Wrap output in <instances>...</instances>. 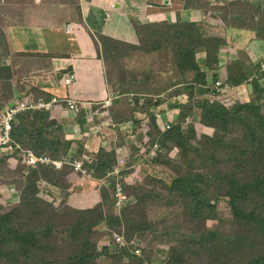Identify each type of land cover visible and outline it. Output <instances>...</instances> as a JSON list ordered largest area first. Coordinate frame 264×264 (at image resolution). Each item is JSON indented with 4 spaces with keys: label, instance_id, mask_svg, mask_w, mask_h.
Wrapping results in <instances>:
<instances>
[{
    "label": "trees",
    "instance_id": "1",
    "mask_svg": "<svg viewBox=\"0 0 264 264\" xmlns=\"http://www.w3.org/2000/svg\"><path fill=\"white\" fill-rule=\"evenodd\" d=\"M81 1L45 0L48 8L67 4L78 22L82 20ZM184 1L186 11H203L205 21L183 22L178 19L174 23L141 24L132 19L139 39L136 45L97 35L102 51L100 56L105 60L118 62L132 51L156 53L165 45L174 53L179 73L193 75L192 79L174 87L175 94L169 95L168 99L185 96L188 100L171 106L170 112L176 111L177 116L169 115L171 125L168 130H160L156 115L149 114V109L159 106L164 99L154 104L151 98H147L143 105L139 104L140 98H135L134 103L125 99L130 111L128 117L134 120L133 133H137L138 144L143 143V137L137 129L145 119L139 118L137 112L141 110L149 114L144 126L151 140L145 145L150 148L152 143L158 142L161 148L153 158L141 154L124 134L115 130H110L117 134L115 142L111 138V150L104 145L89 149L83 133L79 134L81 138H69L68 123L53 115V110H29L16 116L10 132L12 152L0 157V171L3 169L0 178L16 187L20 199L18 203L12 200L5 202L14 204L8 210L0 209V262L101 264L100 259L107 258L109 264H123L127 258L129 261L125 264H264V247L259 249L264 243V60H255L252 66L240 59L229 60L224 66L227 71L224 75L221 59L229 52L230 42L226 36L214 34L210 29L251 30L241 23L244 15L234 18L228 14V9L217 8L223 7L218 3H209L201 8L199 0ZM238 1L245 3L250 14L255 10L260 13L263 8L262 0ZM16 20L8 24L5 19L0 24V120L4 112L2 108L14 99L18 87L13 82L15 69L10 65L12 55L4 29L33 26V18L28 19L22 12ZM203 55L205 61L202 63L199 57ZM18 56L28 58L26 60L35 57L33 54ZM43 57L64 56L44 54ZM210 73L214 74L213 83L218 79L229 83L231 89L224 96L211 92V86H208ZM238 89H250L251 100H236ZM38 93L35 95L37 101L50 102L53 98L44 92ZM25 96L15 99L10 105ZM227 97L234 100L230 106L223 103ZM76 117L82 127L85 123L83 112ZM189 117L190 122L185 125ZM119 120L123 119H116ZM207 127L213 128V132H207ZM237 131L241 135L235 137ZM94 137L100 142L104 135ZM17 146L56 160L73 153L75 158L84 162L88 171H92V179L86 180L69 164L61 170L44 165L29 167L24 162V153ZM116 147L130 149V158L124 162L120 182L125 193L135 198L134 203L124 208L121 214L114 209L117 178L111 176L106 184L99 181L123 162L116 155ZM175 151L180 155L178 164L172 158ZM199 159L218 164L231 163L233 168L225 173L206 172L201 170ZM246 167L250 169L242 176ZM136 168H140L139 173L147 182L157 183V186L145 192H131L132 188H139L142 179L141 176L140 179L134 177ZM167 168L172 171H167ZM41 179L46 181V193L39 191ZM10 190L5 191L3 197H8ZM87 190L91 191L89 208L77 210L67 205L70 196ZM150 203L156 206L157 212L150 213ZM61 209H65V214ZM226 211L230 213L231 221L254 231L260 245L205 225L209 220L223 223ZM42 217H48V221L33 225V220ZM66 217L71 223L63 225L56 222V219ZM102 227L105 231L101 230ZM122 230L128 240H142L143 234L144 237L151 234L152 239L148 243L169 248H152L153 251L147 253L144 247L141 256L131 255L127 247L113 254L109 245L98 250L95 234L104 232L109 244H113L114 233ZM57 235L68 238L74 248L73 253L64 258L49 255L52 252L50 242Z\"/></svg>",
    "mask_w": 264,
    "mask_h": 264
},
{
    "label": "crops",
    "instance_id": "2",
    "mask_svg": "<svg viewBox=\"0 0 264 264\" xmlns=\"http://www.w3.org/2000/svg\"><path fill=\"white\" fill-rule=\"evenodd\" d=\"M185 6L184 0H82V20L80 22L74 18L67 23L55 25L57 23L46 24L39 20L36 26L5 28L12 55L9 58L10 65L15 69L13 82L14 85H18L14 99L10 104L25 95V98L35 99L38 92V94L44 92L54 98H59L62 104L56 105L52 114L68 123L69 138H81L82 135L79 134L83 133L87 137L85 144L87 148L94 149L97 146L104 145L106 147L108 145V149H110L111 138H114V142L116 140L115 132L105 131L102 134L104 137L99 142L97 137L85 133L86 126L80 127L76 121V115L69 112L64 104V100L67 98L78 102L99 103L106 98L109 89L117 87L122 89L125 94L140 93L129 91L128 87L112 83V79L108 77L106 60L100 56L102 51L97 35L136 45L139 39L132 25V19L141 24L174 23L178 19L183 22L205 21L203 11H186ZM69 11L71 12V10ZM107 13L111 14L110 19L107 18ZM68 26L69 32L67 31ZM211 30L220 36H226L230 42V49L233 48V44L243 45L244 38L248 36L259 40L257 32L252 30L230 27H211ZM239 38L242 43L239 42ZM18 54H33L35 57L22 62L17 60L23 58ZM44 54L64 57L49 59L43 57ZM226 54L221 59L222 64H227L229 60L240 59L241 55L239 53ZM5 61L7 62L6 59ZM222 72L224 75L227 74L226 67H223ZM67 74L75 76V82L69 86L63 83V78ZM181 84L183 82L168 88V90ZM124 102H117L112 108L115 121L123 119L119 122H124L129 119V106ZM10 104L4 105L3 111L8 109ZM206 131L212 133L213 128L207 127ZM10 188L14 189L11 186ZM11 190L6 203L9 200H17L18 195L12 197ZM90 198L91 191L87 190L82 194L70 196L67 205L77 210L87 209L90 205Z\"/></svg>",
    "mask_w": 264,
    "mask_h": 264
},
{
    "label": "rangeland",
    "instance_id": "3",
    "mask_svg": "<svg viewBox=\"0 0 264 264\" xmlns=\"http://www.w3.org/2000/svg\"><path fill=\"white\" fill-rule=\"evenodd\" d=\"M200 6L202 8L203 5H207L209 3L216 4L223 7H217L220 9H228L229 15L236 18L240 15L242 16V24L248 25L250 29L254 31V29L257 31L258 35V41L255 40L253 36H248L244 38V44L239 46L238 44H233V48L229 50V54L231 53H239L240 60H243L245 64H248L250 66L255 64V60L262 61L264 60V0L263 2V8L260 11V13L255 10L253 14H250V10L245 7V3L242 1H233V0H199ZM200 8V9H201ZM67 4L61 5V6H55L53 5L51 8H48L46 6L45 0H0V24L2 22L7 21L8 24L17 22L16 17L22 12L25 14V17L28 16L29 18H33L32 24L33 26L38 25V21H42L47 23H57L58 24H64L69 22L71 19L75 18V13L71 10ZM29 14V15H28ZM70 16H73V18H70ZM111 16L109 17V19ZM257 19V20H256ZM254 29H253V28ZM210 32L216 34L213 30L210 29ZM260 33H262L260 35ZM241 38H239V42ZM242 43V42H241ZM226 54V53H225ZM224 54V56H225ZM227 55V54H226ZM256 57V58H253ZM28 58H21L17 59L20 61H24ZM31 59V58H29ZM175 56L174 53L170 48L163 46L161 50H159L156 53H148L146 51H132L128 52L126 56L120 59L118 62H114L113 60H107V70H108V77L112 79V83H117V85H122L123 87H128L127 89L129 91L133 92H140L138 94H144V95H150V96H160L161 98L166 99L169 98V95L172 96L175 94L176 90H173L174 88H171L168 90V88L177 85L182 82H187V80L192 79L193 75L185 76L182 72L179 73L178 67L175 66ZM200 62L205 61V57L200 56L199 57ZM223 67L225 66L224 64ZM264 67V66H263ZM250 68V67H248ZM260 76V74L258 75ZM209 84H211L214 81V74H209ZM264 82V79H262V83ZM129 84V85H127ZM116 85V86H117ZM118 88V87H117ZM183 88V87H181ZM120 89V88H119ZM179 89V88H178ZM122 90V89H120ZM173 90V91H172ZM123 91V90H122ZM250 95V89L244 90V89H238L236 91V100L240 101H249L251 100ZM36 99V98H35ZM154 100V99H152ZM43 100H35V102H41ZM126 104V102H124ZM170 114V112H169ZM168 116V113H167ZM177 112H172V117H176ZM191 119V117H189ZM189 122H186L185 125H188ZM212 129V128H211ZM240 130V129H239ZM241 135L240 131H237V133L234 135L235 137H238ZM142 141L144 139V136H142ZM151 140V138H150ZM150 142V141H149ZM148 142V143H149ZM147 144V143H146ZM147 148V146L145 145ZM161 151V150H160ZM208 152V151H207ZM179 152L175 151L172 153V158L175 160V164L180 163L179 160ZM199 163H201V170L210 172V173H225L227 171L232 170L233 164L231 163H216L211 161H203L201 159L198 160ZM250 169V167H246V171L242 172V176H245L247 171ZM136 170V171H135ZM134 170V177L137 179H140V176L142 179L139 182V188H132L131 192H145L148 190H152L155 186H157V183L147 182L145 179V176L139 173L140 168H136ZM3 169L0 171L2 173ZM167 171H172L171 168H167ZM131 176V175H130ZM133 178V177H132ZM11 183H8L4 180V178H0V190L2 191V196L0 197V209L1 210H8L12 205L14 204H5V201L8 197H3L5 194V191L10 189ZM15 187V186H14ZM9 188V189H8ZM16 188V187H15ZM12 189V188H11ZM19 196L17 197V200L14 201L15 203L19 202ZM4 203L5 205H1ZM150 213L157 212L158 209L154 204H148ZM131 207V206H130ZM0 210V213L2 211ZM62 214H65V209H61ZM66 212V211H65ZM225 220L223 223L221 222H215V221H208L205 223V225L210 229H219L225 234L228 235H238L240 237H243L244 239H247L249 242L255 244H259L260 239L256 235L254 231L248 230L241 224L238 225L235 222L231 221V216L228 211H226V214L224 216ZM71 219V216H70ZM48 217H42L39 220H33V225H41L43 222H47ZM56 222H60L63 225H67L68 223H71V220L69 221V218L66 217L65 219L58 218L56 219ZM102 231H105V228H101ZM101 231L100 233L95 234V242L96 247L98 250L102 248L104 245H109V247H112V244H109L108 239L105 236V233ZM141 240L145 245V252L150 253L153 251L152 248L155 249H161V250H168L169 246H163L160 245L157 247L156 244L153 242L148 243L152 239L151 234H146L144 237V234L141 236ZM260 245V244H259ZM264 247V243L260 245V248ZM50 250H52L51 253H49L50 256L56 257V258H64L68 256L69 254L73 253L74 248L71 245L70 241L66 236L63 235H57L55 236L49 246ZM258 249V250H259ZM113 254V253H111ZM129 259L125 258L124 262L128 263ZM122 262L123 264H125ZM101 264H109L110 260L107 258H101L100 259ZM0 264H5L3 262H0Z\"/></svg>",
    "mask_w": 264,
    "mask_h": 264
},
{
    "label": "built area",
    "instance_id": "4",
    "mask_svg": "<svg viewBox=\"0 0 264 264\" xmlns=\"http://www.w3.org/2000/svg\"><path fill=\"white\" fill-rule=\"evenodd\" d=\"M109 16V15H108ZM67 31L69 32V26L67 27ZM75 82V76L74 75H66L63 78V83L65 85H72ZM231 89L229 83L224 81L223 79H219L215 83L211 85V92L215 95H222L224 96L227 91ZM124 97V95L119 90H110L107 94L106 99L99 103L98 106L95 109H92V104L87 102H78L75 100H67L66 105L67 108L74 112L79 113L81 110H86V125L87 130L91 134H99L102 132L105 128L114 126L112 118L110 117L109 108L113 105L115 100H118L120 98ZM128 100L131 103H134V99L137 97L135 95H126ZM154 99L153 102L156 104L157 99L159 97L152 98ZM146 98L144 96L140 97L139 104L143 105ZM188 98L185 96H181L178 98L168 99L164 101L163 103L159 104V106H154L152 108V111L155 112L157 115V122L159 124V127L162 131L168 130L170 128L171 123L169 122V114L167 116L169 107L172 105H179L181 103L187 102ZM59 102L58 99L53 98L50 102H35L31 98H26L24 100H21L17 102L12 107H9L6 109L1 117L0 120V157H4L8 155L10 152H12L11 149V139H10V132L12 128V124L16 118V116L21 112H26L29 110H51L53 107ZM224 104L230 106L234 103L233 100L226 98L223 102ZM137 116L141 119H145L144 124L149 120L147 118L148 114L145 111H138ZM187 122H190V119H187ZM143 123L140 124L139 128L137 129L138 132H141L144 134V139L142 144H138L137 138L135 133H133L134 130V123L132 121L128 122L125 125L120 126V131L126 134V138L129 142L140 148L141 154H145L146 157L153 158L159 151H160V145L158 142H155L153 146L148 149L145 147V144L150 141V137L147 134V128L144 126ZM17 149H21L20 146L16 147ZM22 150V149H21ZM24 162L29 167H38V166H51L55 169H62L66 164H69L73 167V169L80 173L84 178L87 180L92 179V171H88L87 168L84 166V162L82 160H79L75 158L74 156H67L63 159L56 160L53 159L47 155H35L31 151H24ZM116 155H118L123 162L119 164L118 166H114L107 175L103 178H101L99 181L102 184H106L108 181V178L116 177L117 178V185H116V191L114 193L115 195V209L121 210L124 207L128 206L133 202V197L127 195L124 192V188L120 182L121 173L124 170V162L129 160V154L130 149L126 148H115ZM47 184L46 182L41 179L39 182V190L41 193H46ZM14 194V190H12ZM113 241L112 244V253L115 251L127 247L130 250V253L140 256L143 249V243L137 239H133L131 241L126 240L125 236L120 233H114L113 235Z\"/></svg>",
    "mask_w": 264,
    "mask_h": 264
},
{
    "label": "clouds",
    "instance_id": "5",
    "mask_svg": "<svg viewBox=\"0 0 264 264\" xmlns=\"http://www.w3.org/2000/svg\"><path fill=\"white\" fill-rule=\"evenodd\" d=\"M109 15V16H108ZM107 18H109L110 16H111V14L110 13H107ZM226 63V62H225ZM221 64H222V62H221ZM224 65H226V64H224ZM67 75H71V74H67ZM73 75V74H72ZM219 80V79H218ZM217 80V81H218ZM224 80V79H223ZM225 81V80H224ZM213 84V82L211 83V84H209L208 86H211ZM66 86H69V85H66ZM110 90H112V91H114V90H119L118 88H115V89H109V91ZM108 91V92H109ZM123 95H124V97H122V98H120V99H118V100H115L114 101V103H113V105L109 108V112H110V117L112 118V121H113V125L114 126H110V127H107V128H105L102 132H100L99 134H91V133H89L88 132V130H87V125H86V114H87V111L86 110H81L79 113H74V112H72V111H70L68 108H67V105H66V109L69 111V112H71V113H73L74 115H78V114H80L81 112H83V114H84V116H85V123H84V125L86 126V132L85 133H89L91 136H98V135H100V134H104V132L105 131H110V130H115L117 133H121V134H124L125 135V138H126V134L125 133H123V132H121L120 131V126H122V125H125V124H127L128 122H130V121H132L133 123H134V120L132 119V118H129L127 121H124V122H117V121H115L114 120V118H113V115H112V108L114 107V105H115V103H117V102H120V101H125V99L127 98L126 97V95H132V94H125V93H123L122 92V90H119ZM108 92H107V94H108ZM133 95H135V96H137L136 98H140L141 96H144V98H155L156 96H150V95H144V94H133ZM107 97V96H106ZM159 97V99H157V101H160V100H163L164 98H161L160 96H158ZM28 98H31V99H33L32 97H28ZM54 98V97H53ZM52 98V99H53ZM227 98H229V99H231V100H233L232 98H230V97H227ZM26 99V98H25ZM56 99H58L59 100V102L56 104V105H58V104H61L62 103V101L59 99V98H56ZM106 99V98H105ZM104 99V100H105ZM24 100V99H23ZM34 101H35V99H33ZM67 100H71V99H65L64 100V103L66 104V101ZM103 100V101H104ZM103 101H101V102H103ZM234 101V100H233ZM19 102V101H18ZM43 102H46V101H43ZM101 102H99V103H101ZM130 102V101H129ZM17 103V102H16ZM15 103V104H16ZM87 103H90V102H87ZM99 103H90V104H92V109H95L97 106H98V104ZM14 104V105H15ZM55 105V106H56ZM13 105H11L10 107H12ZM54 106V107H55ZM53 107V108H54ZM154 107V106H153ZM152 107V108H153ZM152 108L151 109H149V114H154V115H156L155 114V112H153L152 111ZM170 108H171V106L169 107V110H168V114H169V111H170ZM51 110H53V109H51ZM49 111V110H48ZM146 112V111H145ZM148 114V113H147ZM148 114V115H149ZM170 115V114H169ZM187 122V121H186ZM156 123H157V125H158V127H159V124H158V122H157V115H156ZM160 128V127H159ZM160 130H161V128H160ZM141 133V132H140ZM142 134V136H144V134L143 133H141ZM147 134H148V130H147ZM85 135V134H84ZM135 135H136V137H137V133H135ZM148 136H149V134H148ZM150 137V136H149ZM127 139V138H126ZM155 143V142H154ZM154 143H152V146H153V144ZM160 145V144H159ZM151 146V147H152ZM150 147V148H151ZM113 147L112 146H110V149H108V145L106 146V149L107 150H111ZM116 148H120V147H116ZM148 149H150L149 147H147ZM140 149V148H139ZM160 150H161V148H160ZM140 151V150H139ZM140 153H141V151H140ZM143 155H145V154H143ZM48 156V155H47ZM71 156H74L75 157V154H73V153H71ZM146 156V155H145ZM50 157V156H49ZM67 157V156H66ZM129 158H130V154H129ZM60 160V159H59ZM80 160V159H79ZM85 166V165H84ZM61 170V169H60ZM75 171V170H74ZM86 179V178H85ZM44 180V179H43ZM87 180V179H86ZM45 181V180H44ZM46 182V181H45ZM12 190H14V194H13V192H12V197H15V196H17L18 195V193L15 191V188L13 189L12 188ZM11 190V191H12ZM40 191V190H39ZM125 192V191H124ZM128 195V194H127ZM19 196V195H18ZM129 196H132L133 197V195H129ZM14 199H16V198H14ZM134 201H135V198L133 197V202L131 203V204H133L134 203ZM131 204H129V205H131ZM128 205V206H129ZM128 206H126V207H128ZM126 207H124V208H126ZM123 208V209H124ZM114 209H115V195H114ZM123 209H121V210H116L119 214H121L122 213V211H123ZM116 233H120V234H123L124 236H125V238H126V235H125V231L124 230H122L121 232H116ZM134 239H136V238H134ZM126 240H128L127 238H126ZM133 240V239H132ZM137 240H139V239H137ZM128 241H131V240H128ZM139 241H141V240H139ZM142 242V241H141ZM143 243V242H142ZM145 247V245H144V243H143V248ZM131 255H135V254H132V253H130ZM141 255H142V253H141ZM140 255V256H141ZM138 256V255H137Z\"/></svg>",
    "mask_w": 264,
    "mask_h": 264
}]
</instances>
